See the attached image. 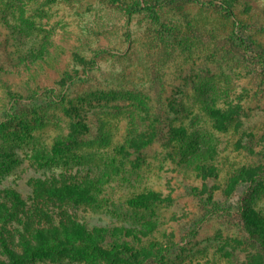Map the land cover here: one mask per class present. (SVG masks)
<instances>
[{
	"label": "rangeland",
	"instance_id": "374dc122",
	"mask_svg": "<svg viewBox=\"0 0 264 264\" xmlns=\"http://www.w3.org/2000/svg\"><path fill=\"white\" fill-rule=\"evenodd\" d=\"M7 1L14 0H0V122H3L0 190L11 186L26 199V206L46 202L57 212L60 210L57 202L33 200L30 180L53 179L63 170L73 175L77 169L97 163L103 166L108 161L105 152L112 150L109 146L123 142L128 127L126 114H116L117 110L112 107L115 103H110L102 108L107 129L111 131L108 147L98 150L95 145L86 144L72 153L54 156L51 146L59 132L62 115L58 111L53 115V109L46 107L45 98L40 94L29 98L35 86L31 74H36L39 84L53 86L64 72L75 76L78 70L77 75L83 77L82 71L86 70L85 86L75 91L76 96H84L87 87L94 92L113 90L111 94L106 93L111 96L141 94L150 101L152 111L158 100L176 99L174 106L167 110L170 123L184 125L188 136L197 134L211 146L209 155L213 158L207 160L214 164L217 177L207 176L208 185L215 182L220 187L234 170L249 162L251 155L246 152L249 134L262 133L264 128V78L244 63L243 59L247 60L250 53L245 49L238 53L237 47L231 45L233 18H227L216 6H208L212 0H141L148 1L150 9L130 15L126 6L137 0H23L27 4L26 16L34 20L28 26L20 23L14 6L5 11L1 8ZM225 1L243 21V30L251 33L255 43L264 48V0ZM31 50L35 53L33 58L29 57ZM229 74L232 85L227 91L228 97L240 95L244 108L232 126L220 130L204 109V101L194 85L200 83L201 88L208 89L214 83L224 89ZM256 91L257 95L253 96ZM97 95L102 97L104 92ZM32 105L44 124L33 125L31 132H22L21 140L14 135L12 111L8 108L15 106L14 110L19 112ZM215 105H224L223 98L218 97ZM182 108H186L184 113L180 111ZM88 120L98 128L94 116ZM87 138L92 139L93 134L89 133ZM259 148L263 150L264 145ZM145 153L147 162L135 169L136 172L127 173L131 179L128 177L122 183L112 180L105 185L103 193L108 194L110 206L103 204L102 208H95L93 204H83L76 211L74 207L67 206L68 209L77 212L78 218L90 228L133 224L142 221L148 213L132 208L126 200L143 188L154 187L164 195L171 194L173 201L156 207L153 216L159 219L158 226L150 234L138 237L139 241L145 244L160 237L167 240L173 231L174 237L179 238V224L168 220L183 209L187 210L188 217L199 211L197 201L187 193V185H202L203 178L194 168L175 163L160 142L153 143ZM5 163L12 164L13 168L8 171ZM94 170L98 172L97 168ZM230 200H236V195ZM256 207L264 210V200H259ZM5 227L10 246L21 252L19 232L23 231L24 223L14 218ZM237 235L240 236L236 225L213 219L189 240L182 256L194 264H229L227 249L232 256H243L251 248L248 240H239ZM1 249L0 245V257L11 260ZM29 264L86 263L82 258L61 257Z\"/></svg>",
	"mask_w": 264,
	"mask_h": 264
},
{
	"label": "trees",
	"instance_id": "16d2710c",
	"mask_svg": "<svg viewBox=\"0 0 264 264\" xmlns=\"http://www.w3.org/2000/svg\"><path fill=\"white\" fill-rule=\"evenodd\" d=\"M11 6H14V13L19 14L22 25L28 26L34 22L31 16H26L27 4L23 0L7 1L2 3L1 8L5 11ZM208 6H216L225 12L227 18H233L231 45L237 47L235 49L238 53L240 49L247 50L250 55L247 60L243 59L244 63L254 67L257 75L264 78V48L255 43L251 33L243 30V21L239 20L234 8L225 0H212L208 2ZM126 7V12L130 15L150 9V4L148 1L143 3L137 0ZM34 55V50H31L29 57L33 58ZM31 69L33 68L28 67V70ZM77 72L78 70L75 71V76L64 72L53 86L39 84L41 81L36 79V74H31L35 86L29 98L33 99L40 94L45 98L46 107L53 109V115L55 111L62 115L59 132L51 146L52 154L66 155L86 144L95 145L98 150L108 147L112 141L111 131L107 129L102 108L110 103H115L112 107L117 110L116 114L123 112L128 118L124 140L118 145L109 146L112 150L105 152L108 161H104L103 166H98L97 163L88 168L77 169L73 175L63 170L53 179L36 177L30 180L33 200L57 202L60 204L57 212L48 207L46 202L41 205L33 202L29 207L26 206V199L11 186L0 190V245L2 253L11 259L0 257V264H17L19 260L22 264H29L36 260L61 257L72 260L82 258L86 264H194L182 256L186 251L184 247L204 224L213 219L225 225H236L239 240L246 239L251 244V248L243 256H232L227 249L225 253H228L229 264H264V210L256 207L259 200H264V149L259 148L264 145V128L262 133L249 134L250 140L246 148L248 155H251L249 162L234 170L220 187L215 182L208 185L205 180L207 176L217 177L214 164L207 160L213 158L209 155L211 146L197 134L188 136L184 125L170 123L167 110L174 106L176 99L158 100L154 107L156 109L152 111L150 101L141 94L111 96L106 93L111 94L113 90L100 89L98 92H104L100 97L98 92L87 87L84 96H76L75 91L85 86V78L88 77L86 70L82 71L83 77L77 75ZM76 78L79 81L76 82ZM225 81L224 89L214 83L208 89L201 88L200 83L194 85L204 101V109L214 120V126L220 130H227L232 126L244 108L240 95L232 99L228 97L230 92L227 91L232 85L230 74ZM244 89L248 88L244 86ZM221 93L223 96H219ZM256 95L257 91L253 96ZM218 97L223 98L224 105H215ZM14 107L11 106L8 111H12L11 125L14 127L15 137L22 140V132H31L33 125L44 124L33 105L19 112ZM184 109L186 111V108L180 111L184 113ZM93 116L98 128H94L92 120H88ZM2 123L0 122V126L3 127ZM89 133L93 134L92 139L87 138ZM155 142L162 144L166 154L172 160L175 159V163L194 168L203 178L202 185L186 186L187 193L197 201L199 211L188 217L187 210L183 209L168 220L179 224V238L174 237L173 231L167 240H160V237L145 244L139 241L138 237L150 234L158 226L159 219L153 216L156 207L173 201L171 194L164 195L154 187L143 188L126 200L132 208H141L148 213L142 221L138 220L133 224L95 225L90 228L78 218L77 212L68 209L67 206L74 207L76 211L83 204H93L95 208H102L103 204L110 206L108 194L103 193L105 185L112 180L122 183L130 177L127 176L128 172H136L135 169L143 166L147 162L145 151ZM13 154L16 156V153ZM46 155L49 157V154ZM5 167L10 171L13 165L5 163ZM120 169L124 172L118 173ZM232 195H236V200H230ZM14 218H19L24 223L23 231L19 232L21 252L10 246L5 234L6 224Z\"/></svg>",
	"mask_w": 264,
	"mask_h": 264
}]
</instances>
